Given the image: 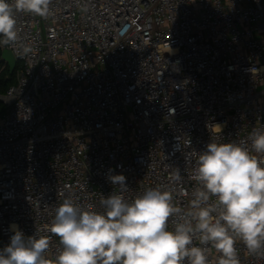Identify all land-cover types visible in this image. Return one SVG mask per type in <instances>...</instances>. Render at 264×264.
I'll return each instance as SVG.
<instances>
[{
	"label": "built area",
	"instance_id": "1",
	"mask_svg": "<svg viewBox=\"0 0 264 264\" xmlns=\"http://www.w3.org/2000/svg\"><path fill=\"white\" fill-rule=\"evenodd\" d=\"M50 9L18 13L17 41L0 45L20 64L0 96V249L16 224L49 237L54 259L49 228L64 199L103 212L102 197L160 188L188 210L206 145L264 126V0H51ZM119 174L123 192L108 179ZM236 248L240 264H264V251Z\"/></svg>",
	"mask_w": 264,
	"mask_h": 264
},
{
	"label": "clouds",
	"instance_id": "2",
	"mask_svg": "<svg viewBox=\"0 0 264 264\" xmlns=\"http://www.w3.org/2000/svg\"><path fill=\"white\" fill-rule=\"evenodd\" d=\"M50 4L0 0V44L17 41L18 13L46 18ZM108 179L121 192L128 189L123 174ZM192 179L197 186L188 210L174 206L173 194L160 188H147L131 201L121 194L102 197L103 212L64 199L49 228L59 238L55 258L45 255L49 237H25L12 224L0 264H208L207 245L220 253L219 264H240L237 241L251 253L264 251V126L245 141L209 142Z\"/></svg>",
	"mask_w": 264,
	"mask_h": 264
},
{
	"label": "trees",
	"instance_id": "3",
	"mask_svg": "<svg viewBox=\"0 0 264 264\" xmlns=\"http://www.w3.org/2000/svg\"><path fill=\"white\" fill-rule=\"evenodd\" d=\"M0 56H1V49H0ZM19 69H20V64L18 63L16 65L14 72L10 75L8 72L7 65L1 61V57H0V96L5 95L7 90L16 83L17 73ZM3 111H4V106L0 102V114H2Z\"/></svg>",
	"mask_w": 264,
	"mask_h": 264
},
{
	"label": "water",
	"instance_id": "4",
	"mask_svg": "<svg viewBox=\"0 0 264 264\" xmlns=\"http://www.w3.org/2000/svg\"><path fill=\"white\" fill-rule=\"evenodd\" d=\"M0 57H1V61L7 65L8 72L11 75L14 72L17 65V62L14 56L12 55L11 51L8 49L1 50Z\"/></svg>",
	"mask_w": 264,
	"mask_h": 264
}]
</instances>
